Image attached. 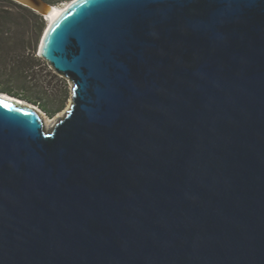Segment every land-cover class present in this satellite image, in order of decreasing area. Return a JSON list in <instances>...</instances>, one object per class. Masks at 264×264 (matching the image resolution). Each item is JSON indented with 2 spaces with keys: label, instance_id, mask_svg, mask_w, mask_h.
I'll return each mask as SVG.
<instances>
[{
  "label": "water",
  "instance_id": "obj_1",
  "mask_svg": "<svg viewBox=\"0 0 264 264\" xmlns=\"http://www.w3.org/2000/svg\"><path fill=\"white\" fill-rule=\"evenodd\" d=\"M38 55L71 103L0 92V264H264V0H69Z\"/></svg>",
  "mask_w": 264,
  "mask_h": 264
},
{
  "label": "trees",
  "instance_id": "obj_2",
  "mask_svg": "<svg viewBox=\"0 0 264 264\" xmlns=\"http://www.w3.org/2000/svg\"><path fill=\"white\" fill-rule=\"evenodd\" d=\"M44 1L57 5L69 0ZM45 26L44 17L30 8L13 0H0V78L18 86L17 91L10 88H0V91L37 105L43 95L41 89L37 90L40 87L33 84L36 75L34 51ZM48 103L46 98L45 106L41 105V108L52 114L54 109L47 107Z\"/></svg>",
  "mask_w": 264,
  "mask_h": 264
},
{
  "label": "rangeland",
  "instance_id": "obj_3",
  "mask_svg": "<svg viewBox=\"0 0 264 264\" xmlns=\"http://www.w3.org/2000/svg\"><path fill=\"white\" fill-rule=\"evenodd\" d=\"M67 2L68 1H64V2L58 3L57 5H54V6L63 7V6H65V4ZM44 19H45L46 25H47L48 20L45 17H44ZM45 27H44V29H45ZM44 29L42 30V32L38 38L36 48L34 51V56L36 59V62H35L36 66H35L34 71H36V73H35L36 75H35V82L33 83L34 85L36 84L35 86L40 87V88H37V90H39V89L42 90L43 98H40V100L38 99L39 101H41L40 105H37L35 103H32V104L34 106H36L38 108V110L40 111V114H42L49 121V120H53L54 118H56L57 115H59V114L61 115V117L64 115V113H62V112L66 108H68V104H70V100H71L70 99L71 83L67 79H65L64 77L55 73L54 70L49 67L47 62L43 58L39 57L38 47H39V43H40ZM3 73H4V71H3ZM5 80H6V78H4V77L0 78V88L1 89L10 88L14 91H17L18 86L15 83H13V84L8 83L7 84L4 82ZM0 92H3V91H0ZM46 98H47V100H49L47 107H49L50 109H54V112L52 114H48L47 112H45L41 108V105L45 106L44 102L46 103ZM26 102H28V101H26ZM55 122L56 121H54L52 123V125L49 128H47L46 130H49L50 128H52V126Z\"/></svg>",
  "mask_w": 264,
  "mask_h": 264
},
{
  "label": "bare ground",
  "instance_id": "obj_4",
  "mask_svg": "<svg viewBox=\"0 0 264 264\" xmlns=\"http://www.w3.org/2000/svg\"><path fill=\"white\" fill-rule=\"evenodd\" d=\"M64 7H65V6H63V7H59V6H54V5L52 6L51 4L48 5V6L44 9V16L46 15L45 18H46V19L48 20V22H49V21L52 20V19H53L58 13H60ZM5 97H8L9 99H11V100H13V101H16L17 103H20V104H23V105L30 106V107H32L33 109H35L37 112H39V115H40L41 120H42V126H43V129H47V128H49V127L52 125V123H53L54 121H57V120H59V119L61 118V115L59 114V115H57V117L54 118L53 120H49V121H48V120H47L42 114H40V111L38 110V108H37L36 106L30 104L29 102H26V101L23 100V99L13 98V97H10V96H7V95H5ZM70 103H71V100H70ZM69 105H70V104H68V108H69ZM68 108H66L62 113H65V111H67Z\"/></svg>",
  "mask_w": 264,
  "mask_h": 264
}]
</instances>
